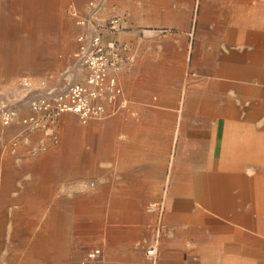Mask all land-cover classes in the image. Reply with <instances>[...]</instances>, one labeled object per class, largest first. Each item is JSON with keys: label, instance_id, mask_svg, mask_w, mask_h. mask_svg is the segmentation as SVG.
Instances as JSON below:
<instances>
[{"label": "crops", "instance_id": "1", "mask_svg": "<svg viewBox=\"0 0 264 264\" xmlns=\"http://www.w3.org/2000/svg\"><path fill=\"white\" fill-rule=\"evenodd\" d=\"M102 2V17L117 13L124 15L128 21L129 29L114 37L127 44L129 48L126 54L131 60L123 63L118 74L123 98L128 103L107 118L98 120L101 122H90L86 131L81 129L80 134L73 132L72 126L71 130L66 127L64 181L71 185L74 177H86L89 171L94 173L112 171L110 174H113V179L118 178L116 181L120 187L159 188L162 184L161 175L167 166L172 132L169 131L168 134L166 132L165 137L163 133V136L156 139L155 150L147 149L145 124L151 123L156 129L162 128L163 132L171 129L172 123L177 122L183 124L194 121L199 122L200 127L205 126L204 117L211 112L206 110L205 115H201L200 99L201 95L206 93L201 91V85L206 84L212 88L214 84L213 87L216 89L227 90L224 99L228 104L220 113L225 117L226 129L223 138L220 136L216 138L215 161L210 164L209 170L196 173L189 167L184 168L173 162L170 181V193L176 199L171 219L173 221L178 219L181 224L202 227L209 222L206 219L210 218V214L208 224L211 228H223L218 243L224 244V259H217L215 255L208 256L204 250H208L209 242L204 243L206 244L204 249L200 245L186 248L175 235L166 236L162 240L161 256L156 264H238L233 262L237 259H241L242 264L243 257H247L243 253L247 245L243 243V233L256 234V228H250V225L259 218L253 215L248 206L250 193L254 192L250 188L254 187V183L258 186V183L250 182L248 179L246 162L251 161L253 165L264 166L262 152L264 132L256 136L249 129L240 131L237 124H246L248 128L261 130L264 129V118H258L255 111L248 113L246 118L240 117L238 111L235 112L233 108L234 98L231 91L234 89L238 93L240 105L259 107L264 102V0H129V3L121 0H102ZM166 27L176 28V34L171 33L173 37L154 38L166 34L168 32ZM107 38L113 36L107 35ZM190 51L201 54L200 59L197 55L194 57L193 67L199 66L202 71H196L194 74L202 72L211 77L204 81L196 78L191 80L193 88L185 96L184 105L187 107L182 114L176 115L160 110L162 102L176 101L177 87L174 83L177 82L178 76L175 72H166L162 75L161 68L169 66L171 64L169 60L174 58L175 54L181 60L184 73ZM213 76H217L218 80ZM163 84H166V87H163ZM171 84L173 85L167 87ZM153 92L158 95L156 102L152 101ZM106 105L111 112L115 109V104ZM19 108L21 114L22 104ZM24 110L27 111L28 108L25 107ZM15 135L16 139L20 140L21 135L14 134L12 137ZM250 137L254 138L257 144V149L252 155H249L248 151ZM30 139L31 136L24 142L27 143ZM78 139L80 142L86 139L87 146L82 147L84 142H81L80 150H76ZM178 140L176 145L180 152L182 144L179 134L176 135V143ZM38 145L36 130V188L41 186L56 188L61 177L55 171L57 162L53 159L42 169L44 166L40 162V155L37 154ZM221 145L223 151H219ZM42 170H46L47 173H41ZM244 171L246 176L243 174ZM261 179L260 183L264 184L263 178L258 180ZM145 193L138 194L137 197H147ZM122 194L130 195L128 190H124ZM256 198H259L257 193ZM144 199L146 198H140L139 201ZM257 199L254 200L257 204L264 203V200L260 202L258 199V202ZM191 200L202 203L209 210V214L205 215L201 209L191 205L189 203ZM261 209L264 210V206ZM118 215L122 219L129 218L130 215L132 218L138 217L137 214ZM117 218V215L113 216V219ZM53 219L56 227L55 216ZM112 230L111 234L115 240L108 248L105 249L102 245L91 248L84 254L82 263H148L145 251L146 238L140 228L129 224L124 226L123 222H120L119 227ZM234 231L239 232L241 237L236 236ZM207 235L209 240L211 234L206 233ZM95 248L105 251L103 259L101 260L100 255L96 259L87 260V253ZM252 263L259 264L256 261Z\"/></svg>", "mask_w": 264, "mask_h": 264}, {"label": "rangeland", "instance_id": "2", "mask_svg": "<svg viewBox=\"0 0 264 264\" xmlns=\"http://www.w3.org/2000/svg\"><path fill=\"white\" fill-rule=\"evenodd\" d=\"M121 1L129 3V0ZM87 2L88 0H0V110L4 105L19 109L22 104L20 116L24 117L30 113L19 86L25 79L46 78L66 83L82 78V71L77 69L74 57L81 27L73 16V10L77 9L83 13ZM166 28V34L154 38L173 37L170 34H176V28ZM196 55L201 58V54L190 51L184 73L181 60L175 54L174 58L169 60L171 64L161 68L162 75L175 72L178 76L177 82L174 83L177 87L176 101L162 102L160 110L182 114L187 107L184 105L185 96L193 88L191 80L196 78L204 81L211 77L202 72L194 74L196 71H202L199 66L193 67ZM213 77L218 80L217 76ZM213 85L212 88L206 84L201 85V91L206 92L200 99L201 115H205L206 110L211 112L204 117L205 126L200 127L199 122L194 121L183 124L177 122L172 123L171 129L163 132L162 128L156 129L151 123L145 124L147 149L155 150L156 139L163 136V133L165 137L166 132H172L167 166L161 175L162 184L159 188L120 187L116 181L118 178H112V171H89L86 177H74L71 185L64 181L66 127L71 130L72 126V131L80 134L81 129L86 131L90 122H101L99 119L82 123L77 115L64 113L49 132L40 128H27L18 120L9 126L0 122V264H79L86 251L91 248L98 245L108 248L115 240L111 234L112 229L118 228L120 222H123L124 226L135 225L142 230L141 233L146 238L147 264L158 262L162 240L166 236L175 235L186 248L200 245L204 249V243L209 242L210 248L207 246L208 250H204L208 256L215 255L217 259H224V244L218 243L223 228H211L208 224L211 215L202 203L189 201L205 215L209 214L210 218L206 219L209 222L202 227L181 224L178 219H171L176 203L175 197L170 193L172 163L175 162L184 168L189 167L195 173L209 170L210 164L216 158V138H223L226 129L225 117L220 113L228 104L224 99L227 90L221 91L222 89H216ZM163 87H166V84H163ZM153 93L152 101L156 102L158 95ZM231 94L234 98L233 108L235 112L238 111L240 117L246 118L248 113L255 111L258 118H264V102L259 107H247L240 105L238 93L234 89ZM25 107L28 108L27 111L24 110ZM237 126L240 131L249 129L256 136L264 132V129L248 128L246 124L239 123ZM36 130L39 141L37 154L40 155V162L44 166L42 169L53 159L57 162L55 171L61 177L56 188H36ZM14 134L21 135L20 140L16 139V135L12 137ZM178 134L182 144L180 152L176 145L179 142L178 140L176 143ZM30 136L32 139L24 142L28 141ZM81 142H84L82 147L87 146L86 139ZM81 142L78 139L76 150H80ZM165 150L164 148L163 151ZM219 151H223V145ZM251 163L246 162L248 179L250 182L262 181L258 179H264V166ZM41 173L47 171L42 170ZM243 174L245 175V171ZM253 188L250 190L253 191ZM124 190H128L130 195L122 194ZM143 192H146L147 197H137ZM256 193H250L248 206L253 215L259 218L254 220L250 228L261 224L264 226V210L261 209L264 203L257 204L254 201L257 199ZM140 198L146 199L139 201ZM119 213L137 214L138 217L132 218L130 215L129 218L122 219L119 218ZM114 215L118 218L113 219ZM206 233L211 234L209 240ZM249 234L259 237L261 244L256 254L261 253L258 256L264 257V230ZM150 250H153V253H149ZM104 255L105 251L101 250V260Z\"/></svg>", "mask_w": 264, "mask_h": 264}, {"label": "built area", "instance_id": "3", "mask_svg": "<svg viewBox=\"0 0 264 264\" xmlns=\"http://www.w3.org/2000/svg\"><path fill=\"white\" fill-rule=\"evenodd\" d=\"M102 10V0H88L85 13L73 10V16L81 27L74 57L82 78L66 83L46 78L23 80L19 86L30 113L21 117L20 108L4 105L0 110L1 124L9 126L18 120L27 128L49 132L64 113H73L82 123H87L91 119H105L128 103L123 98L118 74L123 63L131 60L126 54L129 48L114 38L129 29L128 21L117 13L102 17ZM107 35L113 38L108 39ZM106 104H115V109L109 111ZM100 255L101 249L95 248L87 253V260Z\"/></svg>", "mask_w": 264, "mask_h": 264}, {"label": "bare ground", "instance_id": "4", "mask_svg": "<svg viewBox=\"0 0 264 264\" xmlns=\"http://www.w3.org/2000/svg\"><path fill=\"white\" fill-rule=\"evenodd\" d=\"M256 140L254 138H249L248 139V151H249V155H252V153H255L256 151ZM261 148L262 146L260 145V152H261ZM263 158H264V146H263ZM258 183V186L256 185V183H254V188L253 190L255 192H257V195H258V199L260 200V202H262L264 200V184H261L260 182H257ZM257 199V200H258ZM258 200V202H259ZM256 202V201H255ZM260 204V203H259ZM264 230V226L261 224V225H257L256 226V232H261ZM236 236L238 237H241L240 233L239 232H235ZM242 240H243V243L245 242L247 245L244 247L245 249L243 250V253L247 256V257H243V261H242V264H253L252 262L256 261V262H259V264H264V257H260L258 255H261L260 254H256V250L257 249H260V239L258 236H255V235H251L249 233H243V236H242ZM240 239V238H239ZM249 258V260H248ZM234 263H238L240 264L241 262V259H237V260H233Z\"/></svg>", "mask_w": 264, "mask_h": 264}]
</instances>
